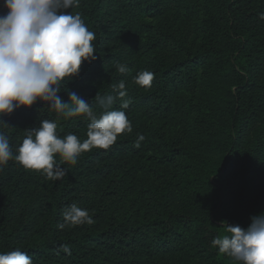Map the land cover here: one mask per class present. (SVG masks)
Segmentation results:
<instances>
[{"label": "trees", "instance_id": "trees-1", "mask_svg": "<svg viewBox=\"0 0 264 264\" xmlns=\"http://www.w3.org/2000/svg\"><path fill=\"white\" fill-rule=\"evenodd\" d=\"M66 11L95 33L97 59L58 95L76 92L99 115L96 97L123 80L132 131L75 165L57 155L60 180L14 159L0 168V252L19 248L33 264H238L211 241L228 234L222 222L246 228L264 212V0H80ZM143 71L151 87L135 83ZM175 113L177 130L161 134ZM0 119L13 153L41 120L81 141L89 123L39 100ZM73 203L94 223L60 228Z\"/></svg>", "mask_w": 264, "mask_h": 264}, {"label": "clouds", "instance_id": "clouds-1", "mask_svg": "<svg viewBox=\"0 0 264 264\" xmlns=\"http://www.w3.org/2000/svg\"><path fill=\"white\" fill-rule=\"evenodd\" d=\"M79 4L80 0H3L7 11L0 14V116L39 100L64 118L82 116L89 123L87 138L81 141L73 133L61 138L56 122L41 120L39 127L28 129L15 153L8 137L0 132V168L14 159L26 169L42 171L46 179L60 180L68 169L57 162V155L63 162L75 165L82 153L93 148L108 149L119 134L132 131L123 110L130 104V100L123 99L127 95L123 80L113 85L115 96L96 97L104 109L99 115L76 92L69 91L67 101L58 95L61 81L77 75L83 62L97 59L92 43L95 33L79 13L66 11ZM259 17L264 20V12ZM116 68L120 73L128 71L119 62ZM153 79L152 72H138L135 83L151 87ZM117 99L121 100L119 109L113 108ZM0 122L6 123L3 119ZM144 140V135L138 134L134 147L140 148ZM63 217L60 228L94 223L89 210L75 203L65 208ZM250 220L246 228L222 222L228 234L215 236L211 244L219 254L238 264H264V212ZM0 264H33V260L16 248L0 252Z\"/></svg>", "mask_w": 264, "mask_h": 264}, {"label": "rangeland", "instance_id": "rangeland-1", "mask_svg": "<svg viewBox=\"0 0 264 264\" xmlns=\"http://www.w3.org/2000/svg\"><path fill=\"white\" fill-rule=\"evenodd\" d=\"M192 32L190 34V37L188 38H194V36L196 35V32L194 30V28H191ZM197 37V36H196ZM167 56H169V58H171V56L174 55L173 51H169L166 53ZM183 102V98L181 96L176 97L174 105L175 108L177 107V105H180ZM179 110H176V112ZM173 118H171V116L168 119L165 120H161L160 122V133L163 135H170L173 132H175L177 130V125H176V113L174 115H172Z\"/></svg>", "mask_w": 264, "mask_h": 264}]
</instances>
